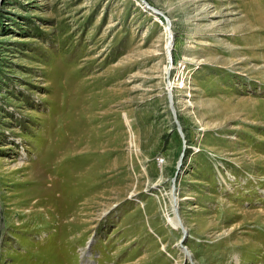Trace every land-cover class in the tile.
Returning <instances> with one entry per match:
<instances>
[{
	"label": "rangeland",
	"instance_id": "obj_1",
	"mask_svg": "<svg viewBox=\"0 0 264 264\" xmlns=\"http://www.w3.org/2000/svg\"><path fill=\"white\" fill-rule=\"evenodd\" d=\"M0 264H264V0H0Z\"/></svg>",
	"mask_w": 264,
	"mask_h": 264
},
{
	"label": "bare ground",
	"instance_id": "obj_2",
	"mask_svg": "<svg viewBox=\"0 0 264 264\" xmlns=\"http://www.w3.org/2000/svg\"><path fill=\"white\" fill-rule=\"evenodd\" d=\"M174 196H176V195H174ZM176 202H177V200L175 198H173V201H172L173 217L169 219V222H171L173 224L174 228H183L182 222H180L178 219ZM187 257H189V256L187 255Z\"/></svg>",
	"mask_w": 264,
	"mask_h": 264
},
{
	"label": "water",
	"instance_id": "obj_3",
	"mask_svg": "<svg viewBox=\"0 0 264 264\" xmlns=\"http://www.w3.org/2000/svg\"><path fill=\"white\" fill-rule=\"evenodd\" d=\"M191 259V258H190ZM191 261H192V259H191Z\"/></svg>",
	"mask_w": 264,
	"mask_h": 264
}]
</instances>
